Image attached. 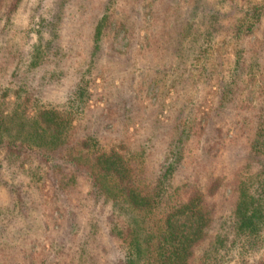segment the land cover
I'll use <instances>...</instances> for the list:
<instances>
[{
  "label": "trees",
  "instance_id": "trees-1",
  "mask_svg": "<svg viewBox=\"0 0 264 264\" xmlns=\"http://www.w3.org/2000/svg\"><path fill=\"white\" fill-rule=\"evenodd\" d=\"M22 1L0 0V20L8 22ZM213 8L209 30L233 46L229 81L198 116L180 111L155 120L151 136H139L141 124L129 128L132 95L118 98L116 123L101 131L81 117L91 85L104 82L93 61L103 58L102 36L115 28L106 13L94 21L91 51L78 66L52 62V41L42 39L3 59L0 184L11 216L0 214V255L14 244L4 234L19 214L31 218L26 205L38 197L36 208L54 205L58 222L49 225L40 209L32 216L46 244L32 249L29 264H264V42L255 38L264 2L216 0ZM42 24L51 30L53 20ZM24 56L30 78L18 69ZM43 63L55 68L44 73ZM69 74L63 105H45L43 89ZM226 112L236 115L228 142Z\"/></svg>",
  "mask_w": 264,
  "mask_h": 264
},
{
  "label": "rangeland",
  "instance_id": "rangeland-1",
  "mask_svg": "<svg viewBox=\"0 0 264 264\" xmlns=\"http://www.w3.org/2000/svg\"><path fill=\"white\" fill-rule=\"evenodd\" d=\"M215 2L23 0L8 22L0 20V68L8 55H25L40 39L52 41L48 50L52 62L64 63L66 68L80 65L91 51L93 23L102 13H106L108 21L111 25L115 24V28L103 34V58L93 61L97 63L96 67L103 70L104 82L97 80L91 85L90 98L82 108L81 117L84 116V121H93L95 128L99 126L97 129L101 131L103 126L107 127L117 119L116 107L122 105L118 98L126 99L132 95L135 113L129 128L140 129L141 124L143 130L138 132L139 136H151L153 128L150 127L155 120L171 121L180 111H184L185 115L192 113L198 116L200 111L213 104L219 87L229 81L233 46L221 40L223 34L216 36L208 26L209 11L214 9ZM49 19L53 20L51 30L49 27L43 28L42 24ZM255 38L263 43L264 29ZM243 42V46L247 47V42ZM56 47L60 49L52 56ZM110 48L115 52L112 53ZM25 57L20 60L18 69L23 76L30 78V74L23 73ZM43 65L44 73L55 68L49 63ZM70 75L43 89L45 105H63L69 82L74 79ZM34 78L38 84L37 76ZM119 88L130 95H120ZM222 117L224 138L227 142L232 141L235 133L230 130V123L236 115L226 112ZM139 136H130L131 142ZM36 185L42 187V182ZM43 194L49 202L48 188L43 189ZM32 200L33 204L26 205L30 208L26 213L31 218L19 214L18 223H12L15 227L4 234L14 244L3 250L0 264H29L32 249L43 250L45 233L38 220L32 218L37 215L36 211L40 209L49 225L58 222V214L50 212L54 205H38L37 209L38 197ZM10 204L6 189L0 184V214L3 217L11 216ZM18 238H21L19 243Z\"/></svg>",
  "mask_w": 264,
  "mask_h": 264
}]
</instances>
